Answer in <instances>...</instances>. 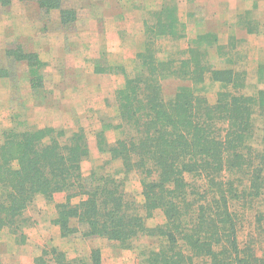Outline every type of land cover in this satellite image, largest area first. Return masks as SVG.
Masks as SVG:
<instances>
[{
	"label": "trees",
	"instance_id": "1",
	"mask_svg": "<svg viewBox=\"0 0 264 264\" xmlns=\"http://www.w3.org/2000/svg\"><path fill=\"white\" fill-rule=\"evenodd\" d=\"M36 1L47 15L61 10L63 3ZM12 2L0 0V5ZM74 14L61 10L64 26ZM175 22L170 35H175ZM7 55L28 64L35 86L44 66L38 55L22 46ZM207 55L191 48L189 58L176 63L155 58L148 48L140 54L144 72L128 77L117 92L126 133L112 146L104 142L100 151L122 161L126 176H142L144 214L128 200L124 180L95 172L84 176L82 163L90 146L83 133L67 138L65 131L52 127L11 129L0 146V232L8 228L16 234L38 196L54 203L63 195L54 221L63 238L83 227L86 239H106L131 249L135 240L148 236L159 247L148 254L146 264H264V256L251 245L241 247L233 209L264 196V128L260 143L255 141V115L264 118V91L256 97L242 94V73L212 69L204 60ZM207 74L223 88L215 105L191 86L180 87L172 99L165 97L163 79L199 84ZM76 198L81 200L74 203ZM156 211L163 212L165 223L150 228L146 220ZM258 220L264 221V215ZM91 262L101 263L99 249L92 252ZM56 264H65L63 254Z\"/></svg>",
	"mask_w": 264,
	"mask_h": 264
},
{
	"label": "rangeland",
	"instance_id": "2",
	"mask_svg": "<svg viewBox=\"0 0 264 264\" xmlns=\"http://www.w3.org/2000/svg\"><path fill=\"white\" fill-rule=\"evenodd\" d=\"M62 9L75 12L67 18L69 25H63ZM61 10L47 15L36 0L0 5V146L11 129L52 127L65 131L67 138L83 133L90 146L82 163L84 176L95 172L124 180L128 200L144 214L142 176H126L122 161H112L100 151L104 142L112 146L126 133L117 92L128 77L144 72L140 54L146 49L161 61L180 63L189 58L191 48H200L207 51L204 60L212 69L242 73V94L256 97L264 91V0H63ZM173 19L175 35H170ZM161 31L165 33L158 35ZM19 46L36 53L44 65L37 86L28 64L7 55ZM162 84L167 99L180 87L191 86L211 105L223 89L210 74L199 84L172 77ZM263 128L264 118L256 113V144ZM62 199L59 195L48 203L38 196L16 234L8 228L0 232V264H56L59 254L65 264H91L95 249L100 250V264H146L148 254L159 247V241L148 236L135 240L131 249L106 239H86L83 227L77 235L63 238L54 224L55 205ZM233 209L241 247L251 245L264 256V221L258 220L264 215V196ZM146 222L155 228L165 223V216L156 211Z\"/></svg>",
	"mask_w": 264,
	"mask_h": 264
}]
</instances>
